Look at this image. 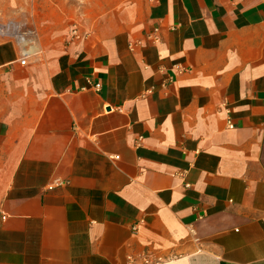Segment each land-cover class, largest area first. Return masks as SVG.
<instances>
[{
    "label": "crops",
    "instance_id": "0c3cea01",
    "mask_svg": "<svg viewBox=\"0 0 264 264\" xmlns=\"http://www.w3.org/2000/svg\"><path fill=\"white\" fill-rule=\"evenodd\" d=\"M0 24V264H264V0H0Z\"/></svg>",
    "mask_w": 264,
    "mask_h": 264
},
{
    "label": "built area",
    "instance_id": "2783aa9c",
    "mask_svg": "<svg viewBox=\"0 0 264 264\" xmlns=\"http://www.w3.org/2000/svg\"><path fill=\"white\" fill-rule=\"evenodd\" d=\"M0 34L14 36L15 38L22 39V36L20 33H18V30H17V27L15 26V24H13V25L12 24H0ZM29 53L30 52L28 51L27 47L23 48L21 59H20L21 64L26 63V60H27ZM95 87L96 88L99 87V84H95ZM228 126L232 128V124H231L230 120L228 121ZM62 184H64V181H58L56 183L52 182L50 184H47L46 187L51 188L55 185H62Z\"/></svg>",
    "mask_w": 264,
    "mask_h": 264
},
{
    "label": "rangeland",
    "instance_id": "374dc122",
    "mask_svg": "<svg viewBox=\"0 0 264 264\" xmlns=\"http://www.w3.org/2000/svg\"><path fill=\"white\" fill-rule=\"evenodd\" d=\"M12 37H14V36H12Z\"/></svg>",
    "mask_w": 264,
    "mask_h": 264
}]
</instances>
